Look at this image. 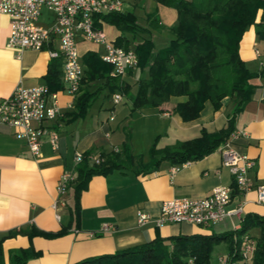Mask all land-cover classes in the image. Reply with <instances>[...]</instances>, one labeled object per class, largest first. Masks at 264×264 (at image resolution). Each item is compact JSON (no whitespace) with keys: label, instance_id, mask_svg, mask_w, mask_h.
<instances>
[{"label":"crops","instance_id":"0c3cea01","mask_svg":"<svg viewBox=\"0 0 264 264\" xmlns=\"http://www.w3.org/2000/svg\"><path fill=\"white\" fill-rule=\"evenodd\" d=\"M139 3L143 15H156L166 27L176 23V9L154 0H124L123 11L136 12ZM105 25L107 38L114 41L119 30L112 24ZM8 33L9 17L0 13V98L9 95L17 85L46 84L45 75L52 60L48 49L58 48V42L54 41L40 50L24 49L17 57L15 51L6 45ZM77 49L82 59L87 51L100 56L104 46L78 38ZM239 53L246 66L258 73L250 80L254 85L250 100L235 115L233 132L236 136L230 138L235 150L247 153L254 161L249 172L251 189L241 193L234 191L228 205L232 208L242 202L239 215L227 216L208 227L187 222L158 227L153 222L140 225L136 220V212L140 209L151 215L158 214L163 200L202 197L216 185L232 186V175L222 164L217 147L196 160L177 164L163 161L157 170L149 173L138 172L136 165L128 164L106 174H93L80 193L78 216L75 217L72 210L76 179L63 194L58 192L57 182L65 171L73 172L77 178L76 152H108L115 146L121 150L126 139L124 129L131 124L132 154H141L142 161L147 162L148 150L157 136V147L161 148L177 140L197 137L202 128L214 132L226 127L234 100L224 97L216 110L206 102L198 116L183 120L173 108L185 99L184 96H170L166 101L156 99L154 106L131 111L130 101L124 94L118 103H113L112 94L106 95L104 89L83 116L68 120L65 114L74 110L79 92L72 95L62 84L61 88L54 90L64 112L54 123L59 134L56 148H52L44 136L41 155L33 157L24 140L15 136L14 128L0 122V246L3 264H12V255L16 253L25 256L24 264H72L86 257L110 254L149 241L155 236L223 234L238 229L247 215L264 216V203L257 200L256 191V186L264 184V74L259 73L264 68V39L257 36L253 25L243 33ZM141 76H147V69L134 67L120 79L130 85V93H133L136 80ZM93 83L87 85L88 89ZM172 165L179 168L170 176ZM103 223H109L112 228L102 231ZM19 228L36 229L48 235L17 233L7 236L9 231ZM245 235L256 240L260 228L251 227ZM224 257L227 255L219 257L220 264Z\"/></svg>","mask_w":264,"mask_h":264},{"label":"trees","instance_id":"16d2710c","mask_svg":"<svg viewBox=\"0 0 264 264\" xmlns=\"http://www.w3.org/2000/svg\"><path fill=\"white\" fill-rule=\"evenodd\" d=\"M177 11V21L170 27L161 24L154 14H148L146 24L138 22L132 10L102 14L106 23L114 25L120 32L114 44L131 48L137 56L140 70L147 69L146 77L136 80V89L130 93V85L122 83L119 76H111V64L93 51L82 55L84 76L76 96L74 110L66 112L68 120L83 116L91 102L100 93L106 95L119 91L130 101L131 111L151 107L156 99L166 101L170 96H184L174 105L183 120L195 118L210 102L216 110L222 99L234 100L231 116L226 127L214 132L202 128L200 135L187 140H177L170 145L157 147L155 137L149 150V160L133 155L128 148L129 133L126 134L121 150L100 151L102 158L89 163L87 154L77 166V178L73 184L74 216H78L79 196L93 174H106L119 168L136 165L137 171L149 173L159 168L163 161L171 164L196 160L214 151L230 138L234 131L235 115L250 100L254 85L250 82L257 72L251 71L241 58L239 43L246 29L253 25L255 33L264 39V0H154ZM167 29L171 35L169 44L157 47L153 41V30ZM62 59L52 58L45 75L50 91L62 87ZM128 69V72H130ZM264 74V68L259 71ZM102 81L94 89L87 85ZM91 85V84H90ZM129 164V165H128ZM260 228L255 240L250 264H264V216H245L240 227L223 234H179L153 239L110 254L86 257L72 264H210L212 247L225 240L228 245V264H244L240 250L243 234L251 227ZM24 233L48 235L36 229L19 228L7 236ZM25 256L13 254L12 264H24ZM18 259V260H17ZM17 260V261H16ZM0 264L2 249L0 246ZM11 264V263H10Z\"/></svg>","mask_w":264,"mask_h":264},{"label":"built area","instance_id":"2783aa9c","mask_svg":"<svg viewBox=\"0 0 264 264\" xmlns=\"http://www.w3.org/2000/svg\"><path fill=\"white\" fill-rule=\"evenodd\" d=\"M44 7L51 10L53 15L46 24H41L39 18ZM123 10L124 0H0V13L9 17L7 47L13 49L19 57L24 49L40 50L46 44L57 41L58 48H49L48 53L51 58L61 57L63 88L72 95L79 92L84 76V66L77 49L78 38L103 44L104 51L100 57L111 64V76L121 77L129 68L136 67L137 56L134 50L115 45L113 40L107 38L103 28L105 20L102 14ZM255 51L259 53L257 49ZM121 99V92L112 93L113 103ZM63 115L57 102V91H50L45 83L35 86L17 85L9 95L0 98V122L14 128L15 136L24 140L33 157L41 155L44 136L52 148L57 147L59 134L54 123ZM235 136L233 132L230 138ZM230 138L219 145V150L222 164L232 175V186L216 185L209 194L202 197L182 196L163 200L156 215L137 210V223L153 222L161 227L168 223L187 222L208 227L227 216L239 215L242 202L232 208H228V205L234 191L241 193L251 189L249 172L254 161L247 153L235 150ZM112 149L120 150L118 146ZM83 157V152H76L74 160L79 163ZM101 159L96 152L87 154L90 163H97ZM178 168V165H172L170 176ZM75 179L73 172H63L57 182L58 192L65 193ZM256 191L257 200L264 203V184L256 186ZM111 228L109 223H103L101 229L106 231ZM255 245L254 239L243 236L240 254L244 264L250 262ZM221 262L228 264L227 257L221 258Z\"/></svg>","mask_w":264,"mask_h":264},{"label":"rangeland","instance_id":"374dc122","mask_svg":"<svg viewBox=\"0 0 264 264\" xmlns=\"http://www.w3.org/2000/svg\"><path fill=\"white\" fill-rule=\"evenodd\" d=\"M142 7V4L139 3V5L136 7V12L135 15L137 16V19H138V22L142 25H145L146 24V19H147V15L149 14H145L143 15L142 12L143 9L140 11L139 8ZM41 15H40V18H39V23L41 24H46L47 23V19H49L50 16L53 15V12L47 8H43L42 11H41ZM151 14V13H150ZM106 24V23H105ZM103 26L104 30H105V25ZM153 35V41H154V44L157 46V47H165L166 45L169 44V41H170V38H171V35L170 33L168 32L167 29H162L160 31H157V30H153L152 31ZM102 81H96L94 82L90 87V89H94L97 85L101 84ZM138 110V109H137ZM134 111V110H133ZM131 124L127 125L126 128L124 129V133H129L131 132ZM128 148L131 150V143H130V140L128 142ZM138 155H141V154H138ZM229 253V249H228V245L227 243L224 244V243H216L213 247H212V250H211V254H210V264H220L219 262V257L220 256H225ZM247 264H250V262H248Z\"/></svg>","mask_w":264,"mask_h":264}]
</instances>
